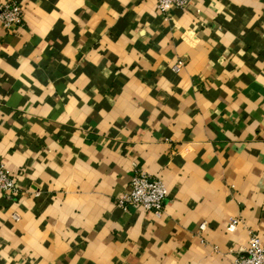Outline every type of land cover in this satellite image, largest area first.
I'll return each instance as SVG.
<instances>
[{
    "label": "crops",
    "instance_id": "0c3cea01",
    "mask_svg": "<svg viewBox=\"0 0 264 264\" xmlns=\"http://www.w3.org/2000/svg\"><path fill=\"white\" fill-rule=\"evenodd\" d=\"M15 1L0 264H231L251 233L264 245V0ZM137 170L163 181L160 212L118 205Z\"/></svg>",
    "mask_w": 264,
    "mask_h": 264
},
{
    "label": "built area",
    "instance_id": "2783aa9c",
    "mask_svg": "<svg viewBox=\"0 0 264 264\" xmlns=\"http://www.w3.org/2000/svg\"><path fill=\"white\" fill-rule=\"evenodd\" d=\"M191 1L155 0L157 9L165 14L171 8L186 9ZM23 15L24 9L17 1L10 0L0 3V23L4 27L10 28L21 24ZM0 190L12 194H17L19 191L16 175L3 165H0ZM166 197V187L159 177L137 170L131 176L128 189L118 197L117 203L123 208L141 207L146 211L160 212ZM237 223V219H232L228 230L234 229ZM205 227L206 223H201L200 231ZM244 251L235 255L231 264H264V245L259 233H251Z\"/></svg>",
    "mask_w": 264,
    "mask_h": 264
}]
</instances>
